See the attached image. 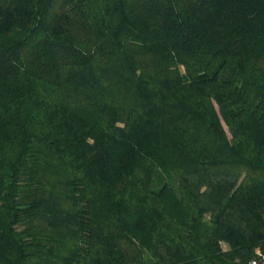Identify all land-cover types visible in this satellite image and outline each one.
<instances>
[{"label":"trees","instance_id":"16d2710c","mask_svg":"<svg viewBox=\"0 0 264 264\" xmlns=\"http://www.w3.org/2000/svg\"><path fill=\"white\" fill-rule=\"evenodd\" d=\"M257 250L264 0H0V264Z\"/></svg>","mask_w":264,"mask_h":264},{"label":"built area","instance_id":"2783aa9c","mask_svg":"<svg viewBox=\"0 0 264 264\" xmlns=\"http://www.w3.org/2000/svg\"><path fill=\"white\" fill-rule=\"evenodd\" d=\"M257 254L250 260V264H264V250H259Z\"/></svg>","mask_w":264,"mask_h":264},{"label":"clouds","instance_id":"9594fccd","mask_svg":"<svg viewBox=\"0 0 264 264\" xmlns=\"http://www.w3.org/2000/svg\"><path fill=\"white\" fill-rule=\"evenodd\" d=\"M257 254H260V253H259V250H257Z\"/></svg>","mask_w":264,"mask_h":264}]
</instances>
